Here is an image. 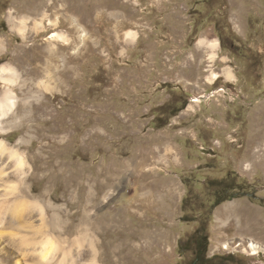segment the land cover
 I'll use <instances>...</instances> for the list:
<instances>
[{
    "label": "rangeland",
    "instance_id": "obj_1",
    "mask_svg": "<svg viewBox=\"0 0 264 264\" xmlns=\"http://www.w3.org/2000/svg\"><path fill=\"white\" fill-rule=\"evenodd\" d=\"M2 63L25 173L0 192L41 232L8 228L0 264L42 237L50 264H190L196 230L208 264H264V0H0Z\"/></svg>",
    "mask_w": 264,
    "mask_h": 264
},
{
    "label": "bare ground",
    "instance_id": "obj_2",
    "mask_svg": "<svg viewBox=\"0 0 264 264\" xmlns=\"http://www.w3.org/2000/svg\"><path fill=\"white\" fill-rule=\"evenodd\" d=\"M29 18L30 17L27 16V15L21 16V18L19 19V21L17 23V26L16 25L14 26L23 35V37H25L24 35H25L26 27H27V20ZM13 19H14V16L10 12L9 13V19L8 20H11L13 22L14 21ZM73 25L76 28L81 29L80 28L81 26H80V24L78 23V21L76 19L73 20ZM127 35L133 41L136 38V36H137V32L136 31H133V30H130V31H127ZM53 36L59 37L60 35L56 33V34H53ZM84 36H85V33H82L80 35V38L83 39ZM198 45H206V46H208L210 48V50H211L210 58L211 59H214V57L216 56V50H217V48L219 46V41H218L217 38L207 39V38L201 37L198 40ZM54 48H55V46L52 45L50 47V50L52 51ZM223 74H225V76L227 78H231V79L234 78V74H233L231 68H229V67H226L225 68V70L223 71ZM16 76H18L17 73H16V71H14L13 66L9 65V63L8 64H6V63L0 64V79L2 81L13 83L15 81L14 79H15ZM218 76H219L218 73H216L214 71H211V75L208 78H210L211 80H213L214 78H217ZM15 104H16V95L14 94L12 88L7 85L6 86V90L4 91V94L2 96H0V119L1 118L4 119L11 111H13V109L15 107ZM1 129H3V128H1V125H0V130ZM5 147H7V148H9L11 150H14L17 153H19L16 148H13L10 145H8L6 143V141H5V139L0 138V160H1L0 163L2 164L0 166V174L7 173V170L4 169V168L6 167L5 164L8 162V157L2 154L3 153V149ZM19 154H21V153H19ZM3 156H5L4 159H2ZM22 156H23V154H22ZM23 159H24V157H23ZM13 166L15 167L14 164H13ZM24 173L25 172H23V171L20 173L21 178H23V176H24L23 174ZM7 178H9L8 175H6V179ZM6 179L1 178V180H6ZM8 181H4V183H6ZM6 184H8V183H6ZM8 186H9V184L8 185H5V188H4L3 192H0V197L2 199H6L5 201H3L2 199H1L2 201H0V248L1 249L3 247V243H7L10 240H13V238H15V237H13L14 234L8 232V230H7L8 228H11V229H12V227L22 228L23 226L24 227H33L34 229L36 228L35 229V232H37V231L38 232H41L40 231V227H39L40 225L39 224H32L30 222L31 220L30 221H27L26 219H24V216H23V214L21 212L22 211L21 209L23 207H25L26 205H29L25 200L16 198V199H12V200H8L7 201V194L9 193ZM29 223L31 225H29ZM40 237H42V236H40ZM42 239H43V237L40 240H42ZM40 240H37V241L39 242ZM249 243H250L251 250L252 251L254 250V252L256 250H259V248H261L253 240H250L249 239Z\"/></svg>",
    "mask_w": 264,
    "mask_h": 264
},
{
    "label": "clouds",
    "instance_id": "obj_3",
    "mask_svg": "<svg viewBox=\"0 0 264 264\" xmlns=\"http://www.w3.org/2000/svg\"><path fill=\"white\" fill-rule=\"evenodd\" d=\"M2 154L7 156L8 161L15 165L14 171L22 172L25 167V161L21 154L7 147L3 149ZM36 247L39 249L36 254L41 258L42 264H50V260L54 258V253L56 251L54 242L50 238L45 237L37 242Z\"/></svg>",
    "mask_w": 264,
    "mask_h": 264
},
{
    "label": "trees",
    "instance_id": "obj_4",
    "mask_svg": "<svg viewBox=\"0 0 264 264\" xmlns=\"http://www.w3.org/2000/svg\"><path fill=\"white\" fill-rule=\"evenodd\" d=\"M194 255L190 264H208L209 259L206 257V249L208 245L207 236L196 230L194 234Z\"/></svg>",
    "mask_w": 264,
    "mask_h": 264
}]
</instances>
